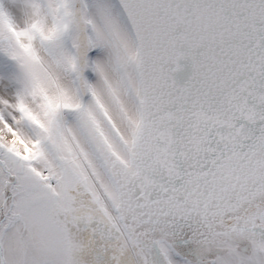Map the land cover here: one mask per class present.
Here are the masks:
<instances>
[{
  "label": "snow or ice",
  "instance_id": "snow-or-ice-1",
  "mask_svg": "<svg viewBox=\"0 0 264 264\" xmlns=\"http://www.w3.org/2000/svg\"><path fill=\"white\" fill-rule=\"evenodd\" d=\"M0 264H264V0H0Z\"/></svg>",
  "mask_w": 264,
  "mask_h": 264
}]
</instances>
